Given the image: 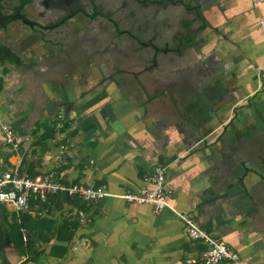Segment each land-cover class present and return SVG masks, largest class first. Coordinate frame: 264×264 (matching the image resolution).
<instances>
[{
	"label": "crops",
	"instance_id": "0c3cea01",
	"mask_svg": "<svg viewBox=\"0 0 264 264\" xmlns=\"http://www.w3.org/2000/svg\"><path fill=\"white\" fill-rule=\"evenodd\" d=\"M186 2L191 12L175 19L182 42L172 43L170 53L183 68L174 69L167 78L172 82L159 85L144 104L108 77L66 70L72 58L63 60L44 45L52 40L42 37L44 48L34 54L37 41H15L22 27L0 29V44L21 60L0 64V172L54 170L64 185L84 183L117 194L149 187L146 176L163 165L172 190L173 209L157 214L149 204L113 196L85 202V211L66 193L51 196L47 215L80 222L71 241H59L66 249L61 258L51 256L50 246L58 243L53 237L26 264H185L205 245L190 237L176 212L224 241L242 264H264L263 6L254 0ZM158 66L159 60L153 71ZM157 74L156 80L166 79ZM57 114L54 136L43 139ZM159 114L179 119L165 122ZM3 125L18 137L17 150L5 142ZM11 213L0 203L3 227ZM0 249V263L26 258L11 243Z\"/></svg>",
	"mask_w": 264,
	"mask_h": 264
},
{
	"label": "flooded vegetation",
	"instance_id": "af4514ba",
	"mask_svg": "<svg viewBox=\"0 0 264 264\" xmlns=\"http://www.w3.org/2000/svg\"><path fill=\"white\" fill-rule=\"evenodd\" d=\"M191 7L186 0H0V26L28 30H22L15 41L21 37L34 42L43 37L63 45L70 36L66 34L68 26L75 24L80 30L75 31L78 36L74 46L88 44L92 51L89 56L84 54L90 66L81 72L108 77L109 83L125 94L119 77L133 81L147 97L148 90L140 78L153 73L159 56L163 59L174 53L172 43L182 42L172 32L174 23L170 21L191 12ZM84 27L90 29L91 35ZM58 28L59 34L52 32ZM37 29L54 33V37L41 36L35 32ZM24 54L27 52L21 53ZM133 67L140 70L132 71ZM144 102L146 99L140 103Z\"/></svg>",
	"mask_w": 264,
	"mask_h": 264
},
{
	"label": "built area",
	"instance_id": "2783aa9c",
	"mask_svg": "<svg viewBox=\"0 0 264 264\" xmlns=\"http://www.w3.org/2000/svg\"><path fill=\"white\" fill-rule=\"evenodd\" d=\"M254 1L263 6L259 28L264 35V0ZM2 130L5 142L17 150L20 142L15 132L8 125H3ZM145 180L149 183V187L110 194L84 183L64 185L59 182L54 170L30 176L20 174L18 169L14 168L0 172V203H3L9 211L16 215L22 213L42 215L46 211L43 204L48 202L49 197L66 193V195L84 202H94L105 196H113L129 203L149 204L156 214L166 208H172L169 204L172 190L166 184V167L157 165ZM176 214L190 237L205 245L199 255H187L185 264H242L240 256L235 250L224 241L214 237L205 227L197 224L192 216L180 212H176ZM79 215L83 216V213L79 212Z\"/></svg>",
	"mask_w": 264,
	"mask_h": 264
},
{
	"label": "trees",
	"instance_id": "16d2710c",
	"mask_svg": "<svg viewBox=\"0 0 264 264\" xmlns=\"http://www.w3.org/2000/svg\"><path fill=\"white\" fill-rule=\"evenodd\" d=\"M4 25H1L0 28H4ZM15 63L17 65L21 64L20 58L14 54L9 48L0 44V64L4 62ZM2 89V77H0V90ZM53 124V123H52ZM56 124L54 123L51 127L47 126L44 129V133L40 137L52 138L54 136ZM68 127V122L61 125L59 128L60 131H63ZM40 129V125L37 126L36 131ZM40 139V138H39ZM34 176V175H33ZM58 195V194H57ZM49 197L48 202L43 204L45 215H31L30 213H22L16 215L11 213V220L6 227H3L0 224V244L3 243L5 235L9 237L10 243L15 248L16 252L20 256H26V258L19 262L18 264H26L29 261H36V257L43 253L40 249L41 244L48 243L50 240L55 237L57 244L50 246L51 256L61 258L65 254V247L59 245L61 242H69L74 236V230L80 222L79 217H76V221H71L68 218L63 219L62 221L52 219L47 212L50 210V203L53 200ZM81 203L82 211H85L84 207L85 202L76 199ZM82 201V202H81ZM84 202V203H83ZM75 221V222H74ZM59 249L62 252L59 254ZM3 249H0V253ZM0 264H10L6 259Z\"/></svg>",
	"mask_w": 264,
	"mask_h": 264
},
{
	"label": "rangeland",
	"instance_id": "374dc122",
	"mask_svg": "<svg viewBox=\"0 0 264 264\" xmlns=\"http://www.w3.org/2000/svg\"><path fill=\"white\" fill-rule=\"evenodd\" d=\"M183 15H185V13H183ZM180 17H182V16H179V18ZM176 18H178V17H176ZM179 18H178V20H179ZM177 22H178L177 20L174 22V27L172 28V32H174L176 36H178V34H182L184 32V31H182V27H180L177 24ZM23 29L24 28H22V30ZM67 29L68 30H67L66 34H68L70 36H69V39H67L63 45H61V42H59L58 40H54L53 42H48V44H44V45L48 46V48L50 50H52L53 52L57 51L59 53V58H61L63 60L66 57H68L69 59L72 58L71 64L66 65V70L69 67V68H73V70L79 71L81 73V71H83L84 68H87L90 66V64H88L89 63L88 60L85 59L84 54L86 53V55L89 56L92 53L91 47L88 44H83V46H81L80 48H78L76 45L74 46V44H76L74 39L76 36H78V32H75V31H79L80 28L77 25L72 24V25H69ZM84 29L87 31L88 35H91V31L88 27H84ZM56 33L59 34V31ZM53 35L54 34H48V38L51 36L53 38L54 37ZM31 36L36 39L34 34H32ZM36 40H37L38 46L35 49H32V51H31L34 54H36L35 52L39 51L41 48H44L43 46L39 45L38 38ZM58 43H59V45H58ZM76 49L79 50L80 53L77 52ZM32 57H27V58L32 59ZM162 57L163 56H159V58H158L160 61V66H158L157 70L153 71V73L151 75L145 74V76H141V78H140L141 81L143 82V84L145 85L146 89L148 90L147 93H149V94H152L155 91H157V89L160 87L159 85L171 83L172 81L168 80L167 78H169L171 75L175 76L173 74L174 69H178L180 66H181V68H183L182 63L180 64V63H178V61L174 60L175 57H173L171 55H169L167 58H163V59H162ZM59 64H61V63L59 62ZM95 65H97V64H95ZM59 68H61V65L59 66ZM62 68H61V70H62ZM137 70H140V67H137V69H134V67L132 68V71H137ZM157 73H160L162 76H165L166 79L165 80H156L155 78L160 77V76H157L158 75ZM128 77L131 78V75H128ZM118 81H119V85L121 87H123L128 92V95H130L134 99H136L138 103H140L141 101H144L146 99V97L143 96L142 91L138 88V85L136 83H133V81L132 82L130 80L127 81L124 78H120V77H119ZM148 105L151 106V105H153V103H150ZM149 111H151V110H149ZM62 114L64 115L63 112H62ZM150 114L153 115L152 113H150ZM157 116L160 120L163 119L165 122L168 121L171 117H172V120L174 122L177 119H179L174 114H172V115L169 114L170 118H167V119L165 118V116H162L161 114H159ZM49 120H51L53 124L54 123L56 124L57 122H59V114L55 115L54 117H52ZM1 259H2V257H1Z\"/></svg>",
	"mask_w": 264,
	"mask_h": 264
},
{
	"label": "water",
	"instance_id": "95a60500",
	"mask_svg": "<svg viewBox=\"0 0 264 264\" xmlns=\"http://www.w3.org/2000/svg\"><path fill=\"white\" fill-rule=\"evenodd\" d=\"M192 132H194V131H192ZM192 132H191V134L190 133L189 134L191 136H192V134H194V136H195V132L194 133H192ZM9 243H10L9 237L5 236L3 243L0 244V248H3V246L9 245Z\"/></svg>",
	"mask_w": 264,
	"mask_h": 264
}]
</instances>
